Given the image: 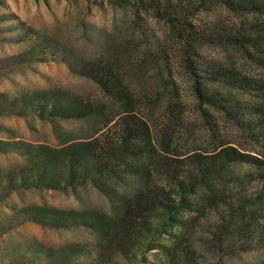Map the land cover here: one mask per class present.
<instances>
[{
  "label": "trees",
  "instance_id": "1",
  "mask_svg": "<svg viewBox=\"0 0 264 264\" xmlns=\"http://www.w3.org/2000/svg\"><path fill=\"white\" fill-rule=\"evenodd\" d=\"M96 2L151 11L175 30L185 45V70L193 82L198 109L217 145L212 150L179 153L165 138L157 144L118 69L101 59L72 60L62 47L45 43L36 59L44 60L46 55L61 59L73 73L94 82L106 101L50 91L0 105V115L33 114L51 122L97 120L88 137L58 146L0 141V151L26 160V171L19 177L8 173L3 190L6 195L25 188L63 190L90 182L108 199L112 212L27 205L19 210L20 221L54 229H92L105 243L100 253L109 256L107 264H113L115 257L127 264H143L149 252L162 261L157 264H173L174 260L209 264L198 255L191 239L174 229H200L212 234L223 256L237 251L264 252V0ZM217 6L233 15V20L202 26L193 22L196 13ZM139 27L147 53L157 67L168 108L176 113L172 117L181 121L184 108L169 58L149 29ZM22 31L21 41L33 37L32 30ZM204 45L237 48L262 74L205 61L199 50ZM220 122L232 128L240 142L252 146V150L243 149L237 139L222 138ZM110 179L126 185L120 188ZM163 234L171 237V245L150 242L149 238ZM30 249L29 264L53 258L50 248L32 245ZM61 253L59 264H84L79 258L90 250L83 244H72L62 248ZM255 264H264V259Z\"/></svg>",
  "mask_w": 264,
  "mask_h": 264
},
{
  "label": "rangeland",
  "instance_id": "2",
  "mask_svg": "<svg viewBox=\"0 0 264 264\" xmlns=\"http://www.w3.org/2000/svg\"><path fill=\"white\" fill-rule=\"evenodd\" d=\"M96 1L0 0V105H4L5 101L18 100L22 96L40 95L50 91L106 101L94 82L73 73L61 59L53 60L49 55L44 60L36 59L40 58L42 49L39 48H43L45 43L58 45L72 60L80 62L101 59L118 69L134 95L135 107L148 120L157 144L161 138H165L179 153L191 149L212 150L217 141L211 138L205 118L198 109L193 82L185 70V45L175 30L155 17L151 11L117 7L108 2L100 4ZM223 19L231 21L233 15L219 6L200 11L192 17L197 26ZM139 26L149 29L169 58L184 108L181 121L175 120L172 116L176 113L168 108L157 67L147 53V45ZM25 28L33 31V37L21 41L20 36ZM199 50L205 61L240 66L252 75L262 74L237 48L204 45L199 46ZM23 54L26 55L21 57ZM31 57L35 58L28 61ZM107 102L110 104L109 100ZM96 121L78 119L51 122L39 119L33 114L0 115V141L58 146L69 140L88 137L96 127ZM220 133L224 139H237L245 150L253 148L240 142L235 131L222 122ZM24 171L26 160L15 153L0 151V264H29L32 259V245L36 248L52 249L53 258L43 260L41 264H59L62 248L72 244L88 246L90 253L79 258L82 263L107 264L105 262L109 260V256L103 257L100 253L105 243L92 229L44 227L21 222L18 213L27 205H45L64 210L94 208L111 213L108 199L90 182L63 190L18 189L6 195L3 187L6 186L7 174L12 173L19 177ZM110 182L120 188L126 185L120 180L110 179ZM3 231L6 233L1 235ZM174 232L187 235L198 255L209 264H255L264 259V252L259 251H237L223 256L218 251L219 243L216 238L204 230L183 232L174 229ZM149 239L150 242L172 244L168 234ZM144 258L143 264L162 262L153 252L146 253ZM172 262L183 264L180 260ZM113 264L127 263L115 257Z\"/></svg>",
  "mask_w": 264,
  "mask_h": 264
}]
</instances>
